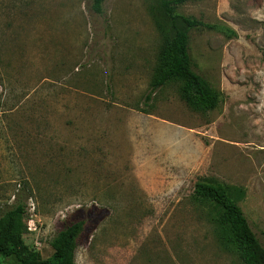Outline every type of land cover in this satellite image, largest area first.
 I'll return each instance as SVG.
<instances>
[{"label": "rangeland", "instance_id": "374dc122", "mask_svg": "<svg viewBox=\"0 0 264 264\" xmlns=\"http://www.w3.org/2000/svg\"><path fill=\"white\" fill-rule=\"evenodd\" d=\"M91 4L0 0V217L26 207V257L50 258L54 239L83 221L76 264H244L194 190L236 189L264 245V0L174 6L216 26L189 31L192 69L220 95L206 113L182 100L179 82L152 91L170 39L160 0H106L101 15ZM132 112L193 129L195 166L188 156L175 177L150 165L185 151L147 152Z\"/></svg>", "mask_w": 264, "mask_h": 264}, {"label": "trees", "instance_id": "16d2710c", "mask_svg": "<svg viewBox=\"0 0 264 264\" xmlns=\"http://www.w3.org/2000/svg\"><path fill=\"white\" fill-rule=\"evenodd\" d=\"M106 0H91V8L96 14H103ZM164 16L169 24L170 39L164 43L159 57L152 91L155 92L171 82L181 83L180 96L194 111L206 113L215 110L220 102L219 93L192 69L189 55V31L216 26L205 24L194 18L175 13L174 6L195 0H160ZM148 101L151 95L146 98ZM196 200L213 204L216 210L215 221L221 229L226 242L235 249L244 264H264V245L253 232L242 208L240 195L236 189L221 184L199 181L195 185ZM26 207L18 203L13 209L0 217V256L14 258L20 264H76V241L85 223L77 222L62 231L52 242L54 253L48 259H40L35 253L26 257L27 248L20 236L23 234V220Z\"/></svg>", "mask_w": 264, "mask_h": 264}, {"label": "crops", "instance_id": "0c3cea01", "mask_svg": "<svg viewBox=\"0 0 264 264\" xmlns=\"http://www.w3.org/2000/svg\"><path fill=\"white\" fill-rule=\"evenodd\" d=\"M127 123L135 139L140 141V145L148 148L147 152H161L167 155L172 153V148L174 147L176 148L175 153L185 151V156L180 160L169 156L167 157L170 159L163 156L156 160L152 157L148 161V163H151L150 165L158 164L162 169L165 167V170L169 169V171H172L175 177H178L177 173L181 171L185 173L187 171L185 166L188 165L190 158H193L192 165L195 166V155L194 153L190 156L188 155L189 148L188 141H186L191 136L195 137L193 129L145 112L130 113ZM168 176H171V174H168Z\"/></svg>", "mask_w": 264, "mask_h": 264}]
</instances>
